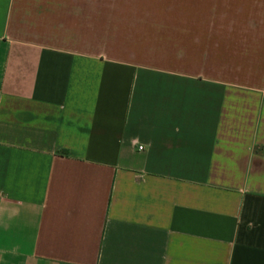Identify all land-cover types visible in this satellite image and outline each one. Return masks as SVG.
<instances>
[{
	"label": "crops",
	"instance_id": "crops-1",
	"mask_svg": "<svg viewBox=\"0 0 264 264\" xmlns=\"http://www.w3.org/2000/svg\"><path fill=\"white\" fill-rule=\"evenodd\" d=\"M0 264H264V0H0Z\"/></svg>",
	"mask_w": 264,
	"mask_h": 264
}]
</instances>
